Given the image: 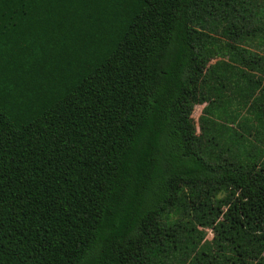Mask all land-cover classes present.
<instances>
[{
    "label": "trees",
    "instance_id": "trees-1",
    "mask_svg": "<svg viewBox=\"0 0 264 264\" xmlns=\"http://www.w3.org/2000/svg\"><path fill=\"white\" fill-rule=\"evenodd\" d=\"M0 264H264V0H0Z\"/></svg>",
    "mask_w": 264,
    "mask_h": 264
},
{
    "label": "rangeland",
    "instance_id": "rangeland-1",
    "mask_svg": "<svg viewBox=\"0 0 264 264\" xmlns=\"http://www.w3.org/2000/svg\"><path fill=\"white\" fill-rule=\"evenodd\" d=\"M201 109H202V106H196L195 107L193 114H192V117L194 118V120L198 119L200 112H201ZM211 238H212V233L210 231H208V239H211Z\"/></svg>",
    "mask_w": 264,
    "mask_h": 264
}]
</instances>
